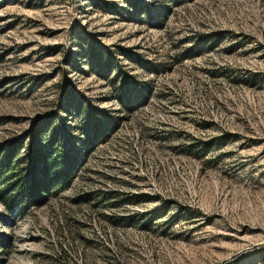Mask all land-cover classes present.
Segmentation results:
<instances>
[{
  "label": "rangeland",
  "instance_id": "1",
  "mask_svg": "<svg viewBox=\"0 0 264 264\" xmlns=\"http://www.w3.org/2000/svg\"><path fill=\"white\" fill-rule=\"evenodd\" d=\"M0 154V264H264V0H0Z\"/></svg>",
  "mask_w": 264,
  "mask_h": 264
},
{
  "label": "trees",
  "instance_id": "2",
  "mask_svg": "<svg viewBox=\"0 0 264 264\" xmlns=\"http://www.w3.org/2000/svg\"><path fill=\"white\" fill-rule=\"evenodd\" d=\"M21 146V142H16L8 146L10 147L8 149L4 148L3 152L8 155L7 158H14ZM21 159L23 165L20 169L28 179L19 189L16 201L26 207L38 205L46 199L50 189L61 188L71 179L72 172L68 170V166L63 170L55 168L56 158L52 159L48 150H44L43 146L36 147L35 142L32 147L26 149ZM65 160L62 161L66 164ZM51 169H53L52 175L46 177V172ZM65 179L67 180L64 182Z\"/></svg>",
  "mask_w": 264,
  "mask_h": 264
}]
</instances>
